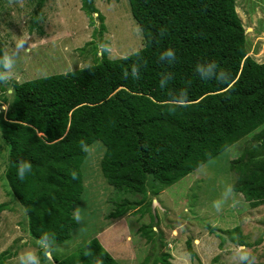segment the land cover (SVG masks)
I'll return each mask as SVG.
<instances>
[{"label": "trees", "instance_id": "16d2710c", "mask_svg": "<svg viewBox=\"0 0 264 264\" xmlns=\"http://www.w3.org/2000/svg\"><path fill=\"white\" fill-rule=\"evenodd\" d=\"M127 1L143 37L140 50L115 60L103 53L89 67L13 82L12 100L0 113V137L8 147L7 194L24 207L28 233L35 240L48 232L55 236V245H62L78 227L72 213L84 189L81 165L87 153L81 150L82 140L88 146L101 142L105 147L100 169L108 185L141 195L138 201L117 204L109 214L117 219L143 204L147 183L157 196L261 128L253 136L256 146L234 159L230 171L236 176L234 192L251 209L264 204V62L248 56L235 0ZM81 10L90 26L97 14L102 33L104 18L94 0H81ZM167 48L177 56L171 66L158 61ZM137 59L146 62L140 79H124L123 69ZM207 61L217 66L201 78L195 66ZM166 72L172 75L160 86ZM222 73L231 76V87L222 85ZM181 88L188 90L191 104L170 112L163 102ZM7 90L0 84L2 103L7 101L3 96ZM20 159L32 164L23 181L16 175ZM6 210L7 205L0 204V214ZM148 232L142 235L147 237ZM186 250L196 257L190 241ZM88 251L92 255L86 256ZM51 258L56 264H93L94 258L117 264L96 238L73 253ZM169 258L165 254L153 264H169ZM41 259L46 260L43 251Z\"/></svg>", "mask_w": 264, "mask_h": 264}, {"label": "rangeland", "instance_id": "374dc122", "mask_svg": "<svg viewBox=\"0 0 264 264\" xmlns=\"http://www.w3.org/2000/svg\"><path fill=\"white\" fill-rule=\"evenodd\" d=\"M0 0V46L12 50L17 39H27L12 70V78L0 102L5 113L12 100L13 82L64 74L97 64L101 59L97 45L109 43L111 60L129 56L143 47V37L131 15L127 0H94L104 18L105 29L93 14L94 26L81 10V0ZM237 14L245 29L248 56L264 62V0H235ZM35 24V25H34ZM33 27V28H32ZM31 45V47H30ZM1 95V93H0ZM230 146L195 172L165 188L157 196L149 190L143 204L135 205L125 215L112 219L109 214L123 200L138 201L141 195L118 191L108 185L100 169L105 147L101 142L89 146L81 165L83 193L80 204L83 222L72 232L71 239L55 245L50 258L41 259L42 250L28 233L24 207L7 194L5 181L8 147L0 137V204L7 210L0 214V264H18L25 249H36L41 264H56L59 256L77 251L96 238L117 264H140L170 255L169 264H234L232 252L243 245L264 264V204L251 209L241 194L234 192L235 207L230 199L219 213L213 201L221 197L224 187L236 179L230 163L245 149L256 146L253 136ZM207 226L215 228L212 233ZM239 229V233L234 229ZM146 230L148 236L142 232ZM233 230V231H232ZM225 231H231L227 234ZM149 238V240L147 239ZM196 254L192 258L186 242Z\"/></svg>", "mask_w": 264, "mask_h": 264}, {"label": "clouds", "instance_id": "9594fccd", "mask_svg": "<svg viewBox=\"0 0 264 264\" xmlns=\"http://www.w3.org/2000/svg\"><path fill=\"white\" fill-rule=\"evenodd\" d=\"M166 34V29L160 30V36L163 37ZM27 39L20 37L17 39L15 46L12 50L7 48L0 50V84H7L12 78V70L15 67L16 60L19 57L20 53L27 52L28 49L24 48ZM31 47V45H30ZM99 54L108 53L111 56L112 47L109 43L101 42L97 45ZM139 57V53H137ZM142 59V58H140ZM138 60L133 61L130 65L123 69L124 79L131 77L134 80L140 79V68L146 67V62L138 63ZM158 61L163 62L167 61L168 65H174L177 61L176 52L172 48H167L162 51L158 56ZM217 66L215 61H207L198 63L195 66V70L201 74V78H206L212 74V70ZM129 69H131V76L129 75ZM172 75L170 72L163 73L159 81L160 86H163L168 82V78ZM220 81H223L222 85H227L231 87L232 80L231 76L225 78L223 73L220 76ZM168 105L169 111L174 112L177 108L188 107L191 104L189 99V92L187 89L181 88L174 96L169 94V99L163 102ZM81 150L87 153L89 151V146L85 141H81ZM16 175L17 178L23 181L27 175L32 172L31 162L20 159L16 162ZM72 179L76 180L78 178L75 171L72 172ZM232 200V206L235 207L238 201L234 199V188L232 185H226L222 192V195L219 199L213 201V208L216 212H220L223 209V206L229 201ZM73 220L79 225L83 222V216L81 209L79 207L74 208L72 213ZM40 250L43 251L46 259L50 258L53 249L55 248V236L48 232L43 233L36 241ZM86 256L92 255L91 252H86ZM232 259L234 264H256V258L251 254L245 246L239 245L232 252ZM18 264H41L40 257L37 254L36 249L28 248L20 252L18 257ZM93 264H102V261L99 258L93 259Z\"/></svg>", "mask_w": 264, "mask_h": 264}]
</instances>
